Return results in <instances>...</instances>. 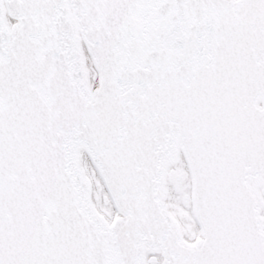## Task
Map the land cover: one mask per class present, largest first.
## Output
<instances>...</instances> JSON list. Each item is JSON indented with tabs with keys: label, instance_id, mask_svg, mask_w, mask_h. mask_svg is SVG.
Instances as JSON below:
<instances>
[{
	"label": "snow or ice",
	"instance_id": "obj_1",
	"mask_svg": "<svg viewBox=\"0 0 264 264\" xmlns=\"http://www.w3.org/2000/svg\"><path fill=\"white\" fill-rule=\"evenodd\" d=\"M0 264H264V0H0Z\"/></svg>",
	"mask_w": 264,
	"mask_h": 264
}]
</instances>
